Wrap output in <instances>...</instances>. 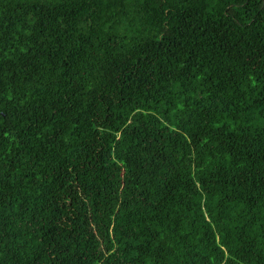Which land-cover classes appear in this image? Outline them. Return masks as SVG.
<instances>
[{"label":"trees","instance_id":"obj_1","mask_svg":"<svg viewBox=\"0 0 264 264\" xmlns=\"http://www.w3.org/2000/svg\"><path fill=\"white\" fill-rule=\"evenodd\" d=\"M0 264H264V0H0Z\"/></svg>","mask_w":264,"mask_h":264}]
</instances>
